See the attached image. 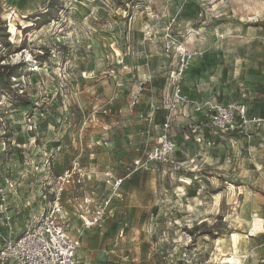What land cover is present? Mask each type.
<instances>
[{
  "label": "rangeland",
  "instance_id": "1",
  "mask_svg": "<svg viewBox=\"0 0 264 264\" xmlns=\"http://www.w3.org/2000/svg\"><path fill=\"white\" fill-rule=\"evenodd\" d=\"M50 1L0 0V250L48 211L58 177L78 164L86 183L69 195L105 196L106 173L124 178L112 214L82 231L78 264H244L263 219L241 206L264 193L246 152L260 140L199 131L188 104L173 123L174 163L148 155L184 52L191 100L264 116V0H59L49 14Z\"/></svg>",
  "mask_w": 264,
  "mask_h": 264
},
{
  "label": "built area",
  "instance_id": "2",
  "mask_svg": "<svg viewBox=\"0 0 264 264\" xmlns=\"http://www.w3.org/2000/svg\"><path fill=\"white\" fill-rule=\"evenodd\" d=\"M192 58L188 52L182 53L179 58L171 81L173 92L169 106L170 116L162 126L157 145L148 155L150 162L174 163L178 145L172 127L177 119L175 115L178 109L188 104H193L195 113L201 115L207 125L220 133L244 135L249 139L254 134L264 133V117L250 118L243 104H223L212 98L193 101L183 93L182 82ZM143 167L141 160L134 162V172ZM85 182L86 177L81 174L78 164L65 175L58 177L48 211L41 217L39 214L33 216L31 226L0 250V264H78L82 231L101 224L112 214L113 205L123 196L124 179L117 178L111 172L106 173L104 183L108 186L107 194L100 200L89 197L83 201L78 211L81 226L76 229L64 203V195L72 186H81ZM6 219L9 220V217Z\"/></svg>",
  "mask_w": 264,
  "mask_h": 264
},
{
  "label": "crops",
  "instance_id": "3",
  "mask_svg": "<svg viewBox=\"0 0 264 264\" xmlns=\"http://www.w3.org/2000/svg\"><path fill=\"white\" fill-rule=\"evenodd\" d=\"M160 95L161 94H159V96ZM160 97H162V96H160ZM206 98H208V97H206ZM209 98L214 99L213 96H211ZM201 99H203V98L201 97L197 100H201ZM223 104H225V103H223ZM237 104H242V103H237ZM246 108H247V112H248V115L250 118L264 117V116L252 115L249 112V109L247 106H246ZM181 113L185 114V111L181 110ZM194 115H195V117L192 118V120H197V122L199 123L198 125H195L196 123H194V126L197 130L202 131L203 128L207 127L205 120L201 115L196 114L195 111H194ZM164 123H165V120L159 126L160 127L159 136L162 133V126L164 125ZM156 126L154 127L155 130L157 129ZM172 133H173L175 141L177 142L178 149H179L180 139L177 138L178 133H175L174 127H172ZM256 139H259L260 141L255 142V143L254 142L250 143L247 146L246 152H247V156L249 157L250 161H254L256 163L255 165H257L258 168H261V170L263 171V177H264V133L254 134V136H252V138H250V139L247 138V140L250 142L255 141ZM110 144H112V143H110ZM186 145H190V143H185V146ZM116 175H114V176H116ZM116 177H118V176H116ZM119 178H121V177H119ZM103 180H104V177H102V181L100 183L101 185H104ZM88 182H89V184H92L94 182V179H93V181H92V179H90ZM122 190H123V188H122ZM66 195H68L67 200H66L67 203L72 205L73 208L71 209L69 206H66V207H67V209H68V211L72 217L73 224L76 227V224L81 226V219L79 217L78 211H79V206L83 203V201L89 197L100 200L104 196V193L100 196H95L94 194H87V193L86 194H80V195H73V194L69 195V193L67 192ZM241 196H243V195H241ZM249 196L250 197L248 199H246L247 202H246L244 197H241L243 199L241 202L242 211L247 212L248 218H255L257 216L256 212L260 211V213H262L261 216L263 217V219L262 220H260V219L256 220V222L252 226V228H253L251 231L252 234L249 233V236H246V243L244 245V252L247 254L248 259L246 260V262L244 264H264V193L251 192L249 194ZM238 211H240V207H237V212ZM35 215H38V213L37 214L35 213L33 216H35ZM254 226H255L256 230L254 229Z\"/></svg>",
  "mask_w": 264,
  "mask_h": 264
},
{
  "label": "trees",
  "instance_id": "4",
  "mask_svg": "<svg viewBox=\"0 0 264 264\" xmlns=\"http://www.w3.org/2000/svg\"><path fill=\"white\" fill-rule=\"evenodd\" d=\"M59 0H51L50 3H49V6H48V12L49 14H52V13H57L58 10H59ZM49 17V15H48ZM261 26H264V25H261ZM7 46H9V43H6ZM24 64V67L26 68L28 65L23 63ZM4 82H5V86H7L8 89H11V80L12 78H14V75L13 74H6L4 75ZM28 104V103H26Z\"/></svg>",
  "mask_w": 264,
  "mask_h": 264
},
{
  "label": "bare ground",
  "instance_id": "5",
  "mask_svg": "<svg viewBox=\"0 0 264 264\" xmlns=\"http://www.w3.org/2000/svg\"><path fill=\"white\" fill-rule=\"evenodd\" d=\"M239 240H240V235L237 233H234L232 235V241H233V245H234L236 250H237V244H238V242H240ZM227 261L228 262L231 261V263H235L237 260L236 259H226V263H227Z\"/></svg>",
  "mask_w": 264,
  "mask_h": 264
}]
</instances>
